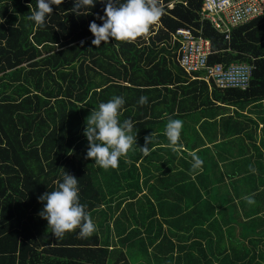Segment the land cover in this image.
<instances>
[{"label": "trees", "instance_id": "16d2710c", "mask_svg": "<svg viewBox=\"0 0 264 264\" xmlns=\"http://www.w3.org/2000/svg\"><path fill=\"white\" fill-rule=\"evenodd\" d=\"M149 2L163 14L147 33L97 48L89 26L104 4L78 16L63 0L38 28L36 0H0V264H264V15L226 40L201 19L203 0ZM179 29L211 42L209 65L251 66L249 87L185 72ZM113 96L136 144L103 169L86 158L84 132ZM169 119L183 122L175 145ZM65 172L96 225L87 238L76 229L57 240L39 215Z\"/></svg>", "mask_w": 264, "mask_h": 264}, {"label": "clouds", "instance_id": "9594fccd", "mask_svg": "<svg viewBox=\"0 0 264 264\" xmlns=\"http://www.w3.org/2000/svg\"><path fill=\"white\" fill-rule=\"evenodd\" d=\"M62 3L63 0H36V9L31 10L28 19L33 21L36 27L42 28L53 12L52 6ZM97 3L105 5L104 16L98 17L102 24L98 25L93 21L89 26L94 36L91 43L97 48L102 42H109L110 38L115 41H132L140 37L147 33L163 14V10L149 0H74L71 12L78 16L84 15V9L93 8ZM171 4L175 6V3ZM138 103L147 104L148 97L141 96ZM124 104L123 96H113L109 101L100 103L98 110H94L87 118L84 135L89 147L86 158L93 160L100 168H117L121 158L126 157L136 144V136L132 134L133 122H121L119 119ZM182 127L183 122L180 119H169L167 122L165 134L171 145L177 143ZM151 142L152 136L146 137L145 147L141 148L146 156L150 152ZM193 160L194 169L202 167L203 160L198 156H194ZM78 182L77 178L65 172L62 182L57 181L58 187L55 190L39 197L43 204L39 215L48 222V227L57 240L76 229H79V235L85 238L96 230L93 219L86 211L87 206L80 202ZM245 199L248 204L255 203L251 196Z\"/></svg>", "mask_w": 264, "mask_h": 264}, {"label": "built area", "instance_id": "2783aa9c", "mask_svg": "<svg viewBox=\"0 0 264 264\" xmlns=\"http://www.w3.org/2000/svg\"><path fill=\"white\" fill-rule=\"evenodd\" d=\"M174 4H170L172 9ZM201 18L209 21L226 40H231L235 29L264 15V0H203ZM180 44L179 64L189 75L205 72L206 75L194 79L214 83L220 89L246 90L253 74L247 64L209 65L212 54L211 42L195 35L191 30L179 29L173 35Z\"/></svg>", "mask_w": 264, "mask_h": 264}, {"label": "rangeland", "instance_id": "374dc122", "mask_svg": "<svg viewBox=\"0 0 264 264\" xmlns=\"http://www.w3.org/2000/svg\"><path fill=\"white\" fill-rule=\"evenodd\" d=\"M143 260H144L143 258L141 259V261L138 260V264H148L147 260H144V261Z\"/></svg>", "mask_w": 264, "mask_h": 264}, {"label": "bare ground", "instance_id": "6f19581e", "mask_svg": "<svg viewBox=\"0 0 264 264\" xmlns=\"http://www.w3.org/2000/svg\"><path fill=\"white\" fill-rule=\"evenodd\" d=\"M245 47V46H244ZM246 53V52H245ZM218 101V100H217ZM175 102V101H174ZM214 111V110H213ZM234 114V113H233ZM185 125V124H184Z\"/></svg>", "mask_w": 264, "mask_h": 264}]
</instances>
